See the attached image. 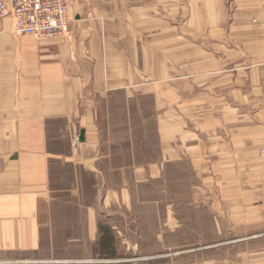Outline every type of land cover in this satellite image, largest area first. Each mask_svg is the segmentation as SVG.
Wrapping results in <instances>:
<instances>
[{"label": "crops", "instance_id": "crops-1", "mask_svg": "<svg viewBox=\"0 0 264 264\" xmlns=\"http://www.w3.org/2000/svg\"><path fill=\"white\" fill-rule=\"evenodd\" d=\"M68 2L0 19V264H264V0Z\"/></svg>", "mask_w": 264, "mask_h": 264}, {"label": "built area", "instance_id": "built-area-1", "mask_svg": "<svg viewBox=\"0 0 264 264\" xmlns=\"http://www.w3.org/2000/svg\"><path fill=\"white\" fill-rule=\"evenodd\" d=\"M68 0H2L0 19L12 17L13 34L33 37L38 41L62 39L69 33L70 18ZM77 136L71 140V147L79 149ZM264 155V152H261Z\"/></svg>", "mask_w": 264, "mask_h": 264}, {"label": "rangeland", "instance_id": "rangeland-1", "mask_svg": "<svg viewBox=\"0 0 264 264\" xmlns=\"http://www.w3.org/2000/svg\"><path fill=\"white\" fill-rule=\"evenodd\" d=\"M178 261L180 260H175L174 261V264H178ZM13 264H48V263H42V262H39V263H34V262H29V261H21V262H17V263H13ZM49 264H52V263H49ZM54 264H57V263H54ZM138 264H167L166 261H163V260H153V261H143V262H139Z\"/></svg>", "mask_w": 264, "mask_h": 264}]
</instances>
